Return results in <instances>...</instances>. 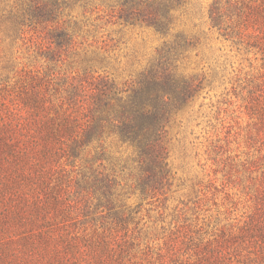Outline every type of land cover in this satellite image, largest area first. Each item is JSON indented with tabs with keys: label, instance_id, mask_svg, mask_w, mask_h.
Returning <instances> with one entry per match:
<instances>
[{
	"label": "trees",
	"instance_id": "1",
	"mask_svg": "<svg viewBox=\"0 0 264 264\" xmlns=\"http://www.w3.org/2000/svg\"><path fill=\"white\" fill-rule=\"evenodd\" d=\"M213 1L214 25L264 56V0ZM109 2L123 23L158 32L170 24L168 0ZM0 4L7 35H34L36 55L46 63L45 70L21 69L0 82V264H264V177L247 197L248 213L228 229L193 241L187 228L134 259L128 222L138 208L126 203L101 143L108 136L129 143L139 167L136 189L142 198L156 197L170 172L163 132L191 86L159 63L135 80L110 76L98 53L75 51L76 21L63 19L65 0ZM231 5L230 20L224 9ZM69 56L77 57L70 74L49 67ZM249 103L264 121V92ZM92 151L86 164H77Z\"/></svg>",
	"mask_w": 264,
	"mask_h": 264
},
{
	"label": "rangeland",
	"instance_id": "2",
	"mask_svg": "<svg viewBox=\"0 0 264 264\" xmlns=\"http://www.w3.org/2000/svg\"><path fill=\"white\" fill-rule=\"evenodd\" d=\"M105 1L65 0L63 19L76 21L71 24L75 51L98 53L119 82L135 80L159 63L191 86V97L172 114L163 132L161 145L170 172L156 197H140L137 157L129 143L114 136L101 143L104 163L120 180L126 203L138 208L128 222L138 259L165 247L172 233L184 234L188 228L193 241L206 240L248 213L247 197L264 177V121L249 108L252 97L264 92V56L244 38L225 36L214 25L209 15L213 0H168L173 10L163 32L117 20ZM231 8L224 9L230 20L235 17ZM36 41L34 35L29 40L20 33L9 37L0 22V82L21 69L45 70ZM76 60L69 56L49 67L70 74L75 66L70 61ZM92 154L77 164H86Z\"/></svg>",
	"mask_w": 264,
	"mask_h": 264
}]
</instances>
